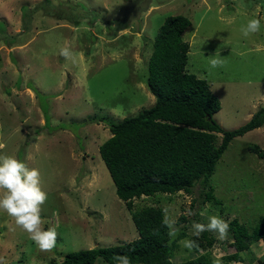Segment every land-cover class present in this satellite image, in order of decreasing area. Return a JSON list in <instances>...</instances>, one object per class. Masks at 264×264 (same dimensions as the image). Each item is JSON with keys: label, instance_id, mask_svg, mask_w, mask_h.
Listing matches in <instances>:
<instances>
[{"label": "rangeland", "instance_id": "obj_1", "mask_svg": "<svg viewBox=\"0 0 264 264\" xmlns=\"http://www.w3.org/2000/svg\"><path fill=\"white\" fill-rule=\"evenodd\" d=\"M44 1L53 12L41 8ZM173 16L190 22L182 34L189 45L185 69L219 100L214 120L223 131L240 128L264 107V0H0V155L39 170L47 193L42 227L58 234L56 247L41 251L0 211V257L7 264H59L68 253L131 242L138 237L131 213L146 207L175 220L179 231L170 242L181 234L200 241L203 233L214 241L195 254L179 240L172 263L207 252L213 264H226L235 252L230 230L225 240L210 231L196 237L193 222L219 215L251 233L264 218V161L249 151H264V126L230 142L207 188L134 199L131 210L116 197L99 155L111 136L102 121L118 124L154 104L148 60L158 29ZM252 18L261 30L245 38L241 25ZM65 47L71 59L59 55ZM216 53L224 66L212 69L208 59ZM216 137L218 147L222 135ZM207 191L213 200L202 204ZM241 256L242 263L227 264L264 260L263 243Z\"/></svg>", "mask_w": 264, "mask_h": 264}, {"label": "trees", "instance_id": "obj_2", "mask_svg": "<svg viewBox=\"0 0 264 264\" xmlns=\"http://www.w3.org/2000/svg\"><path fill=\"white\" fill-rule=\"evenodd\" d=\"M41 8L53 12L48 1ZM190 27L186 17H168L158 29L148 60L147 88L155 102L138 115L118 124L105 120L110 137L99 147L100 158L115 187L116 197L132 209L134 199L156 195L191 194L198 184L207 188L215 168L230 142L264 126V107L233 131H223L213 116L220 111L219 100L206 81L186 72L189 45L182 34ZM222 135L219 146L216 136ZM249 151L264 161V151L251 146ZM213 200L211 191L203 194L202 204ZM138 237L126 244L68 253L59 264H118L115 256L128 255L131 264L172 263L181 234L170 242L163 225L162 209L146 207L131 213ZM181 222L186 220L182 217ZM234 253L225 263H242L241 253L252 244L264 245V218L251 233L236 220L229 223ZM193 252L212 248L214 241L203 233ZM176 264H213L205 252ZM257 264H264L258 260Z\"/></svg>", "mask_w": 264, "mask_h": 264}, {"label": "clouds", "instance_id": "obj_3", "mask_svg": "<svg viewBox=\"0 0 264 264\" xmlns=\"http://www.w3.org/2000/svg\"><path fill=\"white\" fill-rule=\"evenodd\" d=\"M260 30L261 21L258 18L249 19L240 28V32L245 38ZM59 55L65 59H71L74 54L70 48L65 47L60 50ZM208 60L209 67L212 69L224 66V59L219 58L217 53ZM4 147V144H0V149ZM46 200L47 193L42 190L38 169L29 168L26 163L14 156L0 155V211L14 218L16 225L29 233L30 239L41 251L45 252L52 251L56 247L58 237L54 227H49L47 230L42 227L44 221L41 217V206ZM209 208H211L210 204L205 205V211L201 215H205ZM165 213H167V209H165ZM187 214L191 216L194 213L188 210ZM207 219V224L193 222V235L199 237L201 233L210 231L217 233L219 240L227 239L229 223L219 215H210ZM162 223L169 229V237L177 235L179 230L175 227V220L169 219L166 214ZM179 243L190 251L199 247L194 240H181ZM113 259L118 264H131L130 257L126 254L115 256ZM0 264H7V261L0 257Z\"/></svg>", "mask_w": 264, "mask_h": 264}]
</instances>
